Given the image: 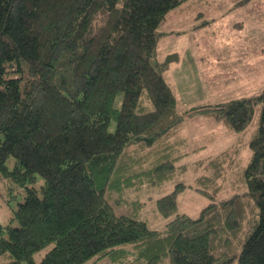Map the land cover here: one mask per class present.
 Returning <instances> with one entry per match:
<instances>
[{
    "label": "trees",
    "instance_id": "1",
    "mask_svg": "<svg viewBox=\"0 0 264 264\" xmlns=\"http://www.w3.org/2000/svg\"><path fill=\"white\" fill-rule=\"evenodd\" d=\"M184 1L0 0V177L14 184L0 182V264H264V89L178 108L176 56L155 57ZM259 106L247 188L214 201L238 146L195 161L209 172L187 181L185 118L243 131ZM169 181L156 200L169 219L152 228L136 192ZM186 187L212 198L197 217L179 211Z\"/></svg>",
    "mask_w": 264,
    "mask_h": 264
},
{
    "label": "rangeland",
    "instance_id": "2",
    "mask_svg": "<svg viewBox=\"0 0 264 264\" xmlns=\"http://www.w3.org/2000/svg\"><path fill=\"white\" fill-rule=\"evenodd\" d=\"M240 1L186 0L169 11L161 24L160 30L165 34L159 41L155 59L164 60L171 53L176 56L165 75L177 95L181 111L254 96L264 89V0ZM259 120L260 106L243 131L230 128L224 121L216 120L206 112L187 115L182 130L188 144H181L180 147L189 153L180 162H187L189 166L185 173L181 171L182 177L194 183L200 174L209 172L195 161L217 155L229 147L232 148L230 152H234L236 145L238 151L225 163L221 185L211 186L209 191L214 194V201L244 192L247 184L243 169L253 154L249 141L258 132ZM13 161L10 157V167ZM1 181L7 191L14 187L2 177ZM174 187L173 181L161 185L147 183L140 192H136L146 199L141 215L150 227H166L169 218L159 212L156 200ZM20 192H16L19 200L24 195ZM13 199L16 201L18 198L14 196ZM211 201L208 194L192 187L178 193L179 211L193 217L199 216ZM120 209L126 210V207L121 206ZM6 214L0 206V222ZM47 249L37 252L36 259L39 260ZM2 262L5 263V258ZM102 264L110 263L103 261Z\"/></svg>",
    "mask_w": 264,
    "mask_h": 264
},
{
    "label": "crops",
    "instance_id": "3",
    "mask_svg": "<svg viewBox=\"0 0 264 264\" xmlns=\"http://www.w3.org/2000/svg\"><path fill=\"white\" fill-rule=\"evenodd\" d=\"M171 63H172V62H171ZM182 129H183V127L181 128L180 134H181V136H182L183 138H185V139H186V138H187V136L183 134L184 132H183V130H182Z\"/></svg>",
    "mask_w": 264,
    "mask_h": 264
}]
</instances>
